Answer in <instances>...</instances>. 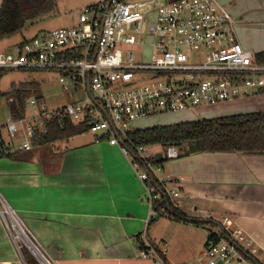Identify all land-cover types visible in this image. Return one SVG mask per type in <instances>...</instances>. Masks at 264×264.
Instances as JSON below:
<instances>
[{
    "label": "built area",
    "instance_id": "built-area-1",
    "mask_svg": "<svg viewBox=\"0 0 264 264\" xmlns=\"http://www.w3.org/2000/svg\"><path fill=\"white\" fill-rule=\"evenodd\" d=\"M90 2L74 26L41 31L16 45L13 54L0 53V73H55L61 93L74 98L53 110L41 106L28 118L9 116L8 136L13 139L22 126L19 150L29 151L35 129L44 132V120L64 114L84 126L94 142L116 146L128 158L143 185L151 219H174L170 209L153 206L165 194L175 208L179 192L171 185L179 180L165 174L158 162L177 159L179 153L173 146L162 148L164 154L154 153L155 145L131 150L124 139L135 130L132 124L246 98L264 88V65L256 64L254 54L240 45L230 16L215 0ZM129 47L137 54L127 51ZM28 104L34 107L37 101L29 99ZM0 215L10 217V223L4 221L15 241L27 245L16 225L36 248L12 210L0 209ZM138 239L145 246L139 257L163 264L165 248L150 245L145 234ZM256 255L253 242L239 231L209 230L203 249L207 264H260Z\"/></svg>",
    "mask_w": 264,
    "mask_h": 264
},
{
    "label": "crops",
    "instance_id": "crops-1",
    "mask_svg": "<svg viewBox=\"0 0 264 264\" xmlns=\"http://www.w3.org/2000/svg\"><path fill=\"white\" fill-rule=\"evenodd\" d=\"M215 1L230 16L240 45L263 52L264 0ZM261 111L264 93L257 90L179 112L174 124ZM17 139L0 126V149L19 152L14 159L0 158V209L14 212L49 264H159L139 257L135 238L142 234L156 249L165 248L163 264H207L209 230L241 232L264 264V155L196 152L162 164L165 174L179 180L171 185L179 192L175 208L203 222L195 223L151 219L143 185L116 146L76 137L58 155L56 147L21 151L23 136ZM4 219L10 223L0 215V264H24L19 245L26 246L13 239Z\"/></svg>",
    "mask_w": 264,
    "mask_h": 264
},
{
    "label": "trees",
    "instance_id": "trees-1",
    "mask_svg": "<svg viewBox=\"0 0 264 264\" xmlns=\"http://www.w3.org/2000/svg\"><path fill=\"white\" fill-rule=\"evenodd\" d=\"M56 7L55 0H2L0 6V41L9 39L20 33L27 24L32 23L46 15H49ZM23 42V41H22ZM254 62L264 65V51L254 54ZM3 73H0V76ZM14 93L13 102L10 104L9 115L17 120L24 117V101L29 96L27 90L12 86ZM259 92L264 93V88ZM8 98V100H9ZM42 97L38 94L36 99ZM44 132L34 131L31 140L33 147H56L58 155L66 149H61L67 142L78 135L86 133L82 125L75 124L71 119L60 114L57 117L43 121ZM125 144L132 147L142 145H155L165 148L168 146L181 147L191 145L196 152L218 153L232 152L253 155H264V111L233 115L228 117L202 119L196 121L181 122L171 125L154 126L144 129H136L127 134ZM19 152H11L0 149V158L14 159ZM165 160H160L162 165ZM164 207L170 209L177 220H188L173 208L165 194L154 204L155 210ZM157 219V218H156ZM213 224V221L205 225ZM138 249H145L138 237L135 238ZM26 264H38L32 255L19 245Z\"/></svg>",
    "mask_w": 264,
    "mask_h": 264
},
{
    "label": "rangeland",
    "instance_id": "rangeland-1",
    "mask_svg": "<svg viewBox=\"0 0 264 264\" xmlns=\"http://www.w3.org/2000/svg\"><path fill=\"white\" fill-rule=\"evenodd\" d=\"M55 1L56 7L49 15H46L32 23L27 24L25 28L15 36L0 41V52L5 51L7 53L13 54L15 50L14 45L19 43L23 39H31L41 31H52L58 28L74 26L77 23L79 13L82 12L84 8L91 3L90 0ZM160 1L165 3L167 0ZM127 51L137 54V50L132 47L127 48ZM184 52L188 56H190L188 50H185ZM262 78L264 80V76ZM12 86L16 88H19V86H21L22 89L27 90V94L29 96L24 101V117L26 118L30 117L38 110V108L40 109L41 106H44L46 110H53L54 108L64 106L68 101L74 100V98L67 99V97L61 93L55 73L20 70L8 71L0 76V126L5 124L6 119L10 116V104L8 98L10 96H15L14 93L11 92ZM38 94L42 97L40 100L36 99V95ZM29 99H35L37 101L36 106H29ZM178 114L182 113L164 114L150 117L144 120H139L133 123L131 127L132 129L136 130L154 126L171 125L175 123L174 118L176 117V115L178 116ZM19 136H23V128L20 125H18V133L15 135L14 140L17 141V138H19ZM76 137L90 139L92 136L89 133H83ZM72 139L70 140L69 144H71ZM53 149L54 147L49 148V150ZM176 150L179 153V158L196 153L194 148L188 144H185L181 147H176ZM153 151L154 153L164 154V150L160 146H155L153 148ZM168 162L169 161H164L163 164H166ZM24 246H26L24 247V249L30 255H32L29 247L25 243Z\"/></svg>",
    "mask_w": 264,
    "mask_h": 264
},
{
    "label": "water",
    "instance_id": "water-1",
    "mask_svg": "<svg viewBox=\"0 0 264 264\" xmlns=\"http://www.w3.org/2000/svg\"><path fill=\"white\" fill-rule=\"evenodd\" d=\"M120 143H122V140H120ZM155 157H156L157 160H159V159L161 158V155H160V154H157ZM34 249L39 253V255L42 257V259L44 260V262H45L46 264H49V263L47 262V260L41 255V253L37 250V248H34ZM29 250H30L32 256L38 261V263H39V264H43V263L40 261V259L37 257V255L34 253V251H33L32 249H30V248H29ZM21 258H22L24 264H26L25 259H24V257H23L22 255H21Z\"/></svg>",
    "mask_w": 264,
    "mask_h": 264
},
{
    "label": "bare ground",
    "instance_id": "bare-ground-1",
    "mask_svg": "<svg viewBox=\"0 0 264 264\" xmlns=\"http://www.w3.org/2000/svg\"><path fill=\"white\" fill-rule=\"evenodd\" d=\"M15 228L17 229V231H18V233H19V235L21 236V237H23L24 235L20 232V230L17 228V226L15 225ZM23 235V236H22ZM25 238V237H24ZM23 238V240L25 241V239ZM29 247H30V249H32L33 251H34V253L37 255V257L40 259V261L43 263V264H46L45 262H44V260L42 259V257L39 255V253L31 246V244L28 242V244H27Z\"/></svg>",
    "mask_w": 264,
    "mask_h": 264
}]
</instances>
